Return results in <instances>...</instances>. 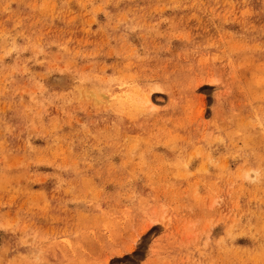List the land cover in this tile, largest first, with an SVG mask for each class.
<instances>
[{"label": "rangeland", "instance_id": "1", "mask_svg": "<svg viewBox=\"0 0 264 264\" xmlns=\"http://www.w3.org/2000/svg\"><path fill=\"white\" fill-rule=\"evenodd\" d=\"M0 264H264V0H0Z\"/></svg>", "mask_w": 264, "mask_h": 264}, {"label": "bare ground", "instance_id": "2", "mask_svg": "<svg viewBox=\"0 0 264 264\" xmlns=\"http://www.w3.org/2000/svg\"><path fill=\"white\" fill-rule=\"evenodd\" d=\"M144 102L146 104L152 105L151 99L148 94L145 95Z\"/></svg>", "mask_w": 264, "mask_h": 264}]
</instances>
